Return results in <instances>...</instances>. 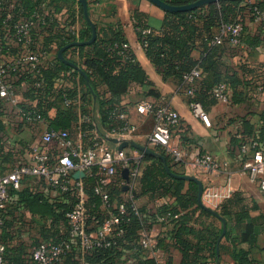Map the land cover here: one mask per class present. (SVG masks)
Returning <instances> with one entry per match:
<instances>
[{
  "label": "trees",
  "instance_id": "16d2710c",
  "mask_svg": "<svg viewBox=\"0 0 264 264\" xmlns=\"http://www.w3.org/2000/svg\"><path fill=\"white\" fill-rule=\"evenodd\" d=\"M0 1V25L9 13L12 14L13 21H29L32 24L35 50L46 54L51 51L53 61L47 69L41 64L34 69L20 67L18 71L8 73V81L14 88L19 85L25 87L27 93L41 106L50 91L53 79L63 76L68 81L72 80L73 87L60 89L54 93L55 99L63 103L66 99L76 100L80 87L79 109L73 106V102L65 108L56 106V115L48 121L47 130H65L69 133L76 130L80 134L84 150L101 141L108 143L110 135L119 132L125 125V121L118 118L119 114H126L120 100L131 92L132 86H151L129 48L121 22L114 18L108 23H99L90 17L88 7L89 18L96 29L95 41L88 46L72 47L63 52L64 59L78 66L85 74L84 77L60 61L57 56L60 49L71 43L87 42L91 38V28L77 2L16 0L15 8L9 10L11 0ZM160 1L172 6H184L198 0ZM258 1L248 4L244 3V0H222L188 12L164 11L165 16L159 29H152L149 16L139 9L133 10L130 17L138 43L162 80L176 83L187 97L188 103H200L210 119L208 112L218 104L212 90L220 83L228 87L230 96L227 105L244 103L249 99V93H264V79L260 75L264 64L252 67L241 63L238 71H230L225 62L242 43L249 46L257 44L256 40L244 34V19L246 14L255 16L254 8L261 10V3ZM63 10L65 19L59 22L56 14ZM110 16L113 17L114 12H111ZM76 22L79 23V29L73 34L71 28ZM226 23L241 24L239 46H232L227 37L218 45L211 43L220 26ZM0 47V63L5 64L10 58L19 56L24 51L12 33L0 35ZM72 51L78 52V59ZM193 53L198 56L194 57ZM194 69L201 71V78L193 84V95L188 96L190 86L185 83L184 76ZM38 82H41V88L36 87ZM100 87H104L105 92H101ZM146 95L156 98L157 92L151 89ZM54 105L55 100L45 103L43 110L22 108L21 105L14 107L19 114L21 110L34 109L43 117ZM6 116L5 103L0 98V175H4V165L11 162V153L6 150L5 143L9 140L12 129ZM260 118L261 124L257 127L251 121L243 119L239 133L241 137H234L232 140L238 150L251 140L264 142V113ZM155 152L165 158L170 172L182 175L173 170L170 157L162 149L157 147ZM139 170V190L133 188L124 192L123 187L118 184L110 186V206L106 208L101 202V197L94 192L98 181L95 176L96 168L90 169L89 176L82 179L88 231H96L110 214L118 213L117 206L123 204L124 213L118 225L122 233L111 239L109 248L95 249L84 255L74 244L62 257L60 264H120L122 255L132 263L153 264L152 259L147 258L138 245V232L150 229L163 217H166V220L162 222V236L158 247L166 256V264H171L169 248L179 253V264H219V254L226 250L219 243L223 223L216 215L198 204L197 184L172 177L167 173L162 159L149 154H143ZM118 182H121V177ZM44 188L51 189L41 179L33 189L23 188L10 192L11 200L3 212L4 221L0 230V244L4 246L1 257L4 263H28L24 236L30 228L34 231L32 237L28 238L32 247L42 242L60 243L68 240L69 226L66 214L76 203L74 190L64 193L58 191L59 197L49 200L45 197ZM142 196H148L151 200L169 196L173 203L151 212L145 207H136L135 201ZM258 209L244 194L235 192L214 210L226 226L231 224L223 238L231 243L229 257L234 264H264V240L261 247L258 244L259 236L264 234V215L260 213L256 217L250 216V212ZM168 225L172 228L167 231ZM166 239L169 244L165 245ZM141 257H145L144 261H140Z\"/></svg>",
  "mask_w": 264,
  "mask_h": 264
},
{
  "label": "built area",
  "instance_id": "2783aa9c",
  "mask_svg": "<svg viewBox=\"0 0 264 264\" xmlns=\"http://www.w3.org/2000/svg\"><path fill=\"white\" fill-rule=\"evenodd\" d=\"M16 0H11L8 9H14ZM1 3V1H0ZM253 2L249 1L248 4ZM254 15L264 24V12L254 8ZM32 24L26 20L13 21L12 14H7L0 25V35L13 34L16 42L24 49L19 56L12 57L8 63H0V98L16 105L14 99V86L8 81V73L16 72L20 67L27 66L34 69L40 64L41 55L35 50L32 39ZM73 34L77 31L71 29ZM242 26L238 23H226L220 26L218 33L213 37L212 44L222 43L224 38H228L232 46L237 47L240 43ZM1 52V47H0ZM201 78L199 69L192 70L184 76V81L190 86L187 91L188 96L194 92L193 84ZM37 88H41V82L36 83ZM212 94L219 104L227 105L229 103L228 87L224 83L216 85ZM75 99L65 100L64 104L74 103ZM192 117L200 122H207L209 118L203 107L198 102L188 103ZM136 111L139 115H152L153 130L149 136V143L154 147L162 149L167 156L174 162L181 163L183 155L180 153L176 144H173L172 138L174 131L179 127V114L167 106H154L149 100H141ZM20 116L28 123H37L43 121V117L34 109L21 110ZM118 118L125 121L124 127L119 132L110 135L111 138L131 140L134 128L129 124L127 115L121 113ZM44 144L55 142L59 149V154L53 163H50L48 157L39 149H33L31 162L14 168L11 172L0 175V230L3 226V212L11 200L10 192L21 189L22 181L25 177H35L44 180L52 189L64 193L71 190H81L82 179L75 180L72 174L82 172L84 176L90 172L91 168H96L95 176L98 177L94 188L95 194L101 197L104 207L109 208L108 188L118 184L124 187L135 188L139 183L140 160L143 156L139 153L136 157L128 160L124 150H118L117 147H110L104 141L96 143L92 148L84 150L81 145L76 144L70 137L68 131H50L47 130L41 136ZM242 157V167L247 173L250 183L256 185L260 191L264 192V142L251 140L243 144L239 149ZM190 174L202 182L203 191L201 201L204 206L215 210L223 201L229 199L233 194V189L227 181L223 185H214L213 181L219 176L221 171L227 167L224 161H218L208 154L201 155L190 163ZM128 169L129 182L126 183L121 178V171ZM116 214L110 216L94 232L88 231L86 224V209L84 199L79 192L78 199L73 208L66 214L69 231L68 240L60 243L42 242L33 247L30 253L31 264H60L62 257L70 251L72 245H77L82 255L88 254L95 249L109 248L111 239L119 236L122 230L118 225L122 220L124 205L117 206ZM176 216H174L175 218ZM166 217L159 219L148 230L138 232V245L144 251L153 264H166V256L158 247V241L162 236V222ZM4 246L0 244V264H6L2 261V252Z\"/></svg>",
  "mask_w": 264,
  "mask_h": 264
},
{
  "label": "crops",
  "instance_id": "0c3cea01",
  "mask_svg": "<svg viewBox=\"0 0 264 264\" xmlns=\"http://www.w3.org/2000/svg\"><path fill=\"white\" fill-rule=\"evenodd\" d=\"M249 1L255 2V0H244V3H248ZM87 2L90 9V17L99 23H108L114 20V18L121 22L129 48L133 51L137 62L151 84V86H132L131 92L120 100V105L125 109L127 120L134 128L131 141L142 146H147L154 152L157 148L149 143V136L153 130L152 115L142 116L136 111V106L141 100H149L156 107L167 106L175 110L180 116V124L173 133L172 142L176 144L180 153L183 155V161L181 163H176L170 158L173 163V170L182 175L190 174V163L204 154H208L218 161H224L227 163V167L221 171L219 176L213 181V184L223 185L228 181L234 191L233 193L241 192L249 201H253L258 206V210L250 212L251 217H256L260 213L264 215V192L260 191L256 185L249 182L247 173L242 167V157L239 150L232 144L234 137H241L239 133H241L242 130L243 119L251 121L255 124V127L261 124L260 115L264 113V93H249V99L240 105L216 104L208 112L210 119L207 122H200L194 119L188 107L187 97L182 93L180 87L176 83L164 82L162 80L156 68L146 58L133 30L130 17L133 10L139 9L146 13L149 16V25L152 29H159L162 26L165 16L164 10L153 5L148 0H87ZM258 2L261 3V11L264 12V0H259ZM111 12H114L113 17L110 16ZM56 18L59 22H62L63 19H65V11L63 10L59 14H56ZM244 20V34L250 39L256 40L257 44L255 46H249L246 43H242V45L237 48L236 52L233 51V56L225 59L228 70L230 71H238V66L241 63L252 67L264 64V25L257 20L255 16L252 17L250 14H246ZM72 28L78 31L79 23L76 22ZM72 53L74 57L78 59V52L72 51ZM69 54L70 52L68 55ZM40 55L41 66L44 69L49 68L50 64L53 62L52 52L50 51L48 54L40 53ZM193 56L197 57L198 54L193 53ZM260 75L264 79V68L261 69ZM66 76L68 77L69 73H67ZM73 85L72 80L68 81V79L63 76L53 79L50 91L46 96L45 102L42 103L41 106L37 100L32 98L30 93H27L25 87L19 85L14 88L15 103L18 106L21 105L22 108L32 107L43 110L45 103L54 102L55 100L54 107L49 108L43 116V121L37 123L25 122L18 113V110H16L11 103L4 100L7 110V116L5 118L9 121L12 130L11 136L7 141L10 143L7 148L11 153V162L4 165L6 169L3 171V174L11 172L20 165L29 164L31 162L33 149H39L44 153L48 157L50 163L56 160L59 154L58 146L55 142L44 144L41 141V136L47 131L48 121L55 117L57 107L65 108L66 106L59 99H55L54 93L66 87L71 88ZM79 88L80 87H78L76 100L73 104L76 109H79L80 105L78 97L81 92ZM151 89L157 92L156 98L146 95ZM99 90L105 92L104 87H100ZM105 96L108 97L106 93ZM69 134L73 141L82 147L79 132L74 130ZM115 147L116 146H114V148ZM124 152L129 161L140 153L135 149H132L131 155H127L126 149ZM87 175L89 176L87 173L84 177ZM26 178H30V182H28L29 180L26 181ZM38 183H40L38 178L25 177L22 181L21 189H33L38 186ZM128 190H131V188L128 187ZM135 190H139V183L135 187ZM43 191L45 197L49 200L58 198L60 194L52 188H44ZM79 192L83 197V185L80 191L77 189L73 191L76 201ZM172 203L173 199L169 196L155 200H151L148 196H142L135 201L136 207H145L146 209H150L151 212H154L158 207L171 205ZM48 223L49 221H47V224ZM230 227L231 224H228L226 226V231L229 230ZM171 228L172 226L168 225L167 231ZM263 240L264 234L260 235L258 239L260 247L263 244ZM219 243L226 249L219 254V264H234L229 257V253L232 249L231 243L226 241L223 237L220 239ZM166 244H169V240L167 239L165 241V245ZM31 251L30 249L26 250L28 253L26 258L29 259L27 264H31ZM168 251L171 257V264H179V253L173 248H169ZM145 256L149 258L147 254ZM144 258L141 257L140 261H144ZM130 263L140 264L139 262L132 263L131 261H127L125 255L121 256L120 264Z\"/></svg>",
  "mask_w": 264,
  "mask_h": 264
},
{
  "label": "water",
  "instance_id": "95a60500",
  "mask_svg": "<svg viewBox=\"0 0 264 264\" xmlns=\"http://www.w3.org/2000/svg\"><path fill=\"white\" fill-rule=\"evenodd\" d=\"M73 1H76L83 9L84 19L89 24V26L91 28V38L87 42H73V43H71L70 45L60 49L58 51V55L57 56H58V59L60 61L66 63L67 65H69L70 67H72L73 69L78 71L82 76L85 77V74L79 69V67H77L76 65L68 62L63 57L64 50L72 48V47L88 46V45L92 44L95 41V39H96V29H95L93 23L91 22V20L89 18V15H88V2H87V0H73ZM148 1L150 3H152L153 5L159 7L160 9L164 10V11H168V12H171V13H177V12L192 11V10L197 9L199 7H202L204 5H208V4H212V3H218V2H220L222 0H198V1L194 2V3L188 4V5H184V6H172V5H168L166 3H163L160 0H148ZM109 143H111L112 145L116 146L118 150H125L127 148H132V149L138 150L142 154H149V155H152V156H155V157H159L160 159H162V161L164 163V167H165L167 173H169L172 177L179 178V179H184V180L196 183L197 186H198V195H197L198 204L201 207L205 208L206 210H208L209 212L213 213L214 215H216L219 218V220L223 223L222 235H221L220 239L224 236V234L226 233V225H225L223 219L220 216H218L213 209L204 206L202 201H201L203 185H202V182L199 179H197L194 176L178 175V174H174V173L170 172L169 168L167 167L165 158L163 156L159 155L158 153L154 152L153 150H151L147 146L139 145L136 142L131 141V140H123V139H118V138H110L109 139ZM83 177H84V173H82V172H75L73 174V179H75V180L82 179ZM121 178L126 183L129 182L128 169H123L121 171ZM123 190L127 191L128 190V186L125 185L123 187ZM220 239H219V241H220Z\"/></svg>",
  "mask_w": 264,
  "mask_h": 264
},
{
  "label": "rangeland",
  "instance_id": "374dc122",
  "mask_svg": "<svg viewBox=\"0 0 264 264\" xmlns=\"http://www.w3.org/2000/svg\"><path fill=\"white\" fill-rule=\"evenodd\" d=\"M5 144H6V146H5L6 150L9 151V149L7 147H9L10 143L6 142ZM107 144L110 147L114 148V145H112L111 143L108 142ZM126 150H127V155H131L132 149L131 148H127ZM26 181L30 182V178H26ZM33 233H34L33 229L30 228L28 234H25V236H24V241H25L26 247H27V249H30V250H32L33 247L31 246V241H29L28 238L32 237Z\"/></svg>",
  "mask_w": 264,
  "mask_h": 264
}]
</instances>
